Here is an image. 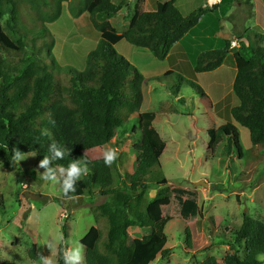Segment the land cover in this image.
Masks as SVG:
<instances>
[{"label":"trees","instance_id":"obj_1","mask_svg":"<svg viewBox=\"0 0 264 264\" xmlns=\"http://www.w3.org/2000/svg\"><path fill=\"white\" fill-rule=\"evenodd\" d=\"M22 1L0 0V166L9 172L16 169L17 164L12 162L14 149L24 156L34 154L38 164L49 155L48 150L54 142L72 150L69 157L50 163L59 175L62 198L71 200L86 195L78 181L74 184L75 192L65 194L63 175L59 173V167H66L72 159H85L89 161L86 167L90 172L87 177L90 190H98L100 196L113 200L111 204L97 207L96 221L103 225V230L92 227L80 241L85 248L86 263L153 264L160 257L167 258L165 231L173 220L172 214L190 223L202 219L196 190L172 188L170 204H162L161 188L169 183L161 165L167 144L155 127L156 114L142 112L144 84L161 82L176 74L170 71L161 78L146 79L138 68L116 52L115 45L125 40L138 49L148 50L157 60H170L171 53L200 24L208 9H197L185 17L176 6L177 0L160 3L153 12L146 11L145 0H122L119 4L114 0H84L81 10L75 11L72 9L75 0H70L71 15L79 17L87 12L93 28L101 33L95 50L86 57L85 70L78 71L58 64L48 50L43 60L44 43L36 41L32 30L29 32L25 28L33 36L27 42L18 14V3ZM65 2L69 0L57 2L56 13L47 16L46 0L35 1L38 20L56 22L62 16ZM240 3L251 11L254 8L252 0L221 2L226 6ZM5 6L9 8L8 13ZM123 9L129 14L126 17L128 25L119 29L112 22ZM226 11L223 9L222 15ZM7 14L10 17L5 20ZM251 32L240 38L242 45L236 49L230 41L220 40L219 49L199 55L192 76L196 78L221 69L232 54L236 68L232 92L239 105L231 110V118L249 131L253 147H264V34ZM25 46L30 48V56L19 59ZM178 77L181 83L170 88L173 96H179L180 85H187L213 107L197 83L189 77ZM133 128L137 134L141 133L137 165L129 185L116 188L112 165L105 166L104 159L91 160L85 152L111 145ZM208 134L209 147L222 136L221 131L208 130ZM154 188L158 189L155 199L142 211L145 196ZM0 198L3 206L4 198L1 195ZM134 227L148 229L151 234L131 241L129 230ZM63 233L67 239L66 227ZM184 234L186 245L191 249V230L186 228ZM234 239L230 244L232 253L223 259V264H264L260 260L264 258V219L245 215L242 225L235 230ZM240 246L244 256H241ZM36 249L34 245L29 252L33 260ZM66 249L62 241L58 247V264H64ZM198 264L220 263L210 257Z\"/></svg>","mask_w":264,"mask_h":264},{"label":"rangeland","instance_id":"obj_2","mask_svg":"<svg viewBox=\"0 0 264 264\" xmlns=\"http://www.w3.org/2000/svg\"><path fill=\"white\" fill-rule=\"evenodd\" d=\"M35 1L42 0H23L18 3L20 26L24 28L22 33L26 35L27 42L36 35V41H42L45 46L43 60L47 58L48 50L58 64L84 71L86 56L95 50L96 42L100 39L99 32L89 25V14L87 12L84 14L87 21L73 23L69 0L63 4L59 20L54 23H42L37 18ZM59 1L46 0L47 16L56 13ZM205 2L206 0H194L191 7L193 10L203 8ZM84 4V0H75L72 9L81 10ZM129 4L132 6V3ZM241 7L249 9L244 4L240 7L239 4L232 6L221 4L215 10H208L203 17L206 18V25L211 24L214 19L218 29L224 28L220 35H227L229 38L238 36L239 39L233 38L238 41V47L242 45L240 38L244 34L248 36L249 31L264 34L262 24L259 25L262 29L257 26L252 11L240 15L243 13ZM5 8L8 13L9 8L6 6ZM40 8L44 11V5ZM223 9L227 10L224 15ZM125 16L126 13L121 14L114 22V25H120L119 29L126 21ZM9 17L7 14L5 20ZM208 20L211 23H208ZM25 28L29 32L32 30L31 33L34 35L30 36ZM44 30L47 32L44 33ZM207 36L212 40V33L207 32L204 37ZM21 40L25 42L24 39ZM119 51L129 59L138 61L133 53L126 52L123 48H119ZM30 53V48L23 47L19 59H25ZM229 58L231 59L220 70L218 90L212 89V78L204 77L207 74L200 75V82H195L210 99L213 107L201 98L200 93L187 85H180L184 101H176V97L170 93V88L181 83L178 75H171L161 82H146L143 86L142 112L156 114L155 127L167 144L161 165L169 183L165 188H161L162 204L167 206L170 204L173 198L172 188L191 189L199 194L202 212V219L193 223L172 214L173 220L165 231L169 255L167 258L160 257L153 264H198L210 257H215L223 264V259L232 253L230 244L234 243L235 230L242 225L244 216L257 220L264 219V147H253L249 131L239 125L236 129L232 125L230 112L239 105V101L234 96L231 86L235 76L232 54ZM146 63L145 61L143 64L145 67L142 69L147 75L151 61ZM208 130L222 132V136L216 139L212 147H209ZM139 134L141 135L133 128L128 134L114 140L111 145L85 152L91 160L104 159L105 152L110 150L116 153L117 158L112 164L116 188H124L130 183L137 165ZM24 157L25 159L17 163L13 172L6 171L0 166V195L4 198L3 206L0 205V264L6 262L42 264V257L50 259L52 264H58L57 254L61 242L63 241L69 248L74 243L80 244L92 227L97 226L103 230V225L96 221L97 207L111 204L113 200L100 196L98 190H90L87 184L90 172L78 180L86 195L64 200L59 175L57 174L58 183L49 184L42 179L45 169L39 167L35 155L29 154ZM157 192L158 189L154 188L147 193L142 211H145V207L155 199ZM64 227L67 228V239L63 236ZM186 228L191 230L193 237L191 249L186 245L184 234ZM129 234L132 241L136 238L143 239L151 232L148 229L134 227L129 230ZM34 245L37 249L33 260L29 252ZM240 253L241 256L245 254L243 249ZM82 256L81 264H87L83 246ZM260 260L264 261V258L260 257Z\"/></svg>","mask_w":264,"mask_h":264},{"label":"crops","instance_id":"obj_3","mask_svg":"<svg viewBox=\"0 0 264 264\" xmlns=\"http://www.w3.org/2000/svg\"><path fill=\"white\" fill-rule=\"evenodd\" d=\"M169 1H171V0H145V9L148 12H153V11L156 10L158 4L167 3ZM192 1H194V0H177V2H176L177 8L181 11V13L185 17L189 16L191 13L196 11V10H193L192 7H191V2ZM114 2L116 4H119L120 2H122V0H114ZM206 2H207V4H206ZM206 2L203 5V8L204 9H208L209 11H212L210 6H208V0H206ZM252 3L254 5L252 13L254 15V18H255V21L257 23V26L262 24L263 29H262V27H260V26L259 27L264 31V0H252ZM241 5L242 4L240 3L239 7ZM215 9H217V8H215ZM241 9H242L243 13H241L240 15L249 14L250 11H251L250 9H245L244 7H241ZM230 11H231V9H230ZM125 13H126V16L124 18H126L129 14L127 12H125V9H123L118 14V16L115 18V20L121 14H125ZM84 14L85 13L82 14L83 17L82 16L73 17L71 15L72 22L73 23L74 22L79 23V22H81V20L82 21H87V16H85ZM239 18H240V16H239ZM83 19H86V20H83ZM88 20H89V25L92 26L91 21H90V17L88 18ZM115 20L112 22L113 25H114ZM123 23L124 24L122 26H127L128 25V21H124ZM208 23H211V21L208 20ZM223 29L224 28H222V30ZM217 30H218V28L215 26V20L214 19H212V23L211 24L206 25V18H204L200 22V24L197 27H195L183 39V41L177 46V48L171 53L170 60H165V61L157 60L148 50L138 49V48L130 45L125 40H123L120 43H118L117 45H115V49H116V51L118 53H120V54H122L124 56H125V54L123 52H120L119 48H123L126 52L133 53V55H135L134 57L137 58L138 61H135L136 59H133V60L129 59L127 56H125V57L130 61V63H132L136 68L139 69V71L142 73V75L146 79L161 78L166 73L172 71L176 75H182V76H184L186 78L189 77L194 82H200L199 81L200 75H197V76H199L198 78H197V76H196V78L192 76L193 75V71L195 69V65H196V61H197L198 56L203 54V53H205V52L219 49L220 48V45H219V41L220 40H228L231 43L234 42V41H237L236 39H233V38H237V36L233 37V38H229V37H227V35H220V33H222V30L221 31H217ZM207 32L209 34L212 33V40H210L209 36L204 37V35ZM99 34H100V39H101V33H99ZM233 36H235V35H233ZM99 40L96 42V46H97ZM230 59L231 58H229L227 60V62ZM149 60L151 61V66H150V69H149V73L146 75L144 73L142 67H145L143 64H145V61L147 62L146 64H148ZM226 63L224 64V66L221 69H219V70H217V71H215L213 73H209L207 75L201 74V75H204V77L210 76L212 78V89H217L218 90L219 83L217 81H218V79H219V77L221 75L220 70H222L225 67ZM234 66H235V63H234ZM233 70L235 71V76H234V78L232 80V83H231L232 87H233V83H234V80H235V77H236V68L234 67ZM183 99H184V97H181V92H180L179 96L176 97V101L178 100L179 102H183L184 101ZM218 106H220V104ZM211 107H212V105H211ZM232 125L236 129L238 128V124L234 120H233Z\"/></svg>","mask_w":264,"mask_h":264},{"label":"clouds","instance_id":"obj_4","mask_svg":"<svg viewBox=\"0 0 264 264\" xmlns=\"http://www.w3.org/2000/svg\"><path fill=\"white\" fill-rule=\"evenodd\" d=\"M72 150L58 146L55 142L52 143L48 152L39 163L40 168H44L45 171L42 173V179L51 185L58 183L57 172L53 167H49L53 160H63L70 156ZM116 153L114 151H107L104 154L105 166H111L116 160ZM25 159L23 152L14 149L12 154V162L17 164L19 161ZM88 160L85 159H72L66 167H59V173L63 175V191L65 194L69 192H75L74 184L80 180L89 169L86 167ZM83 259L82 256V245L74 243L71 247L65 250L63 255L64 264H81ZM42 264H52V261L42 257Z\"/></svg>","mask_w":264,"mask_h":264},{"label":"built area","instance_id":"obj_5","mask_svg":"<svg viewBox=\"0 0 264 264\" xmlns=\"http://www.w3.org/2000/svg\"><path fill=\"white\" fill-rule=\"evenodd\" d=\"M221 2L222 0H208V6H210V8H213L215 6L220 5ZM232 47L233 48L238 47V42L237 41L232 42Z\"/></svg>","mask_w":264,"mask_h":264}]
</instances>
